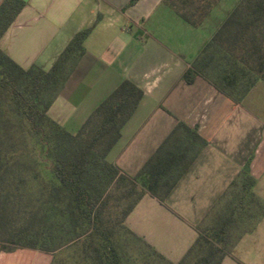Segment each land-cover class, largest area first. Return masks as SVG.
<instances>
[{
	"label": "trees",
	"instance_id": "1",
	"mask_svg": "<svg viewBox=\"0 0 264 264\" xmlns=\"http://www.w3.org/2000/svg\"><path fill=\"white\" fill-rule=\"evenodd\" d=\"M220 1L163 3L200 28ZM25 6L24 0L0 4V41ZM95 25L76 33L48 71L23 68L0 47V251L37 250L52 256L50 264H222L264 218L251 161L195 227V243L173 263L125 222L147 193L164 204L207 141L180 122L136 176L121 173L108 155L144 97L131 80L121 82L76 133L49 116ZM197 76L236 104L264 83V0H240L232 8L184 80L191 84ZM180 134L186 145L168 147Z\"/></svg>",
	"mask_w": 264,
	"mask_h": 264
},
{
	"label": "crops",
	"instance_id": "2",
	"mask_svg": "<svg viewBox=\"0 0 264 264\" xmlns=\"http://www.w3.org/2000/svg\"><path fill=\"white\" fill-rule=\"evenodd\" d=\"M24 1L25 8L1 39L0 47L25 69L37 65L50 70L73 36L96 23L85 40L84 57L48 111L53 120L66 128L74 124L75 133L124 80H131L143 90V99L108 155L121 173L136 176L180 122L207 141L164 204L147 193L125 222L169 261L180 262L199 236L195 227L244 167L257 138L251 125L257 128L258 123L243 111L242 102L234 103L200 76L191 84L184 80L208 40L191 42L187 37L181 44L176 36H156L155 12L164 6L163 14L174 13L163 0H135L132 6H128L132 0ZM239 1L219 2V16L213 11L203 24L218 19L211 36ZM170 18L189 36L197 30L177 15ZM96 89L98 97L86 102ZM186 143L187 138L180 134L168 147ZM263 154L264 139L251 167L257 179L255 192L264 199L257 176L259 169H264ZM263 225L264 218L222 264H250L242 258L245 244L254 242ZM259 257L264 259V255Z\"/></svg>",
	"mask_w": 264,
	"mask_h": 264
},
{
	"label": "rangeland",
	"instance_id": "3",
	"mask_svg": "<svg viewBox=\"0 0 264 264\" xmlns=\"http://www.w3.org/2000/svg\"><path fill=\"white\" fill-rule=\"evenodd\" d=\"M232 5H222L220 7H227ZM163 8L161 7L159 11H156L153 18L155 26H153V31L156 36H159L161 38L162 34H168L172 37H177L176 39H179L181 41V44L183 43L185 39H190L191 42L196 40V42H203L204 40H209L211 38V32L214 30L216 23L218 22V19H215L216 17L210 19L203 28H197V30H194V35L190 34V36L187 34L188 32L185 30V28L181 27L180 25L176 24L171 20L170 17H176V15L169 14H163ZM220 9V10H219ZM216 12L215 16H219V13L221 12V8L214 9ZM214 12V13H215ZM168 13V12H167ZM173 15V16H171ZM175 15V16H174ZM163 21L162 24H159V21ZM158 21V22H157ZM157 24V25H156ZM191 46L190 48H193V43H189ZM196 44V43H195ZM166 67H164L162 70H165ZM97 89L91 93V95L88 97L86 102H89L91 100H94V97L97 96ZM241 108L243 111L250 116L251 120H255V122L258 123L257 128H253L251 125V131L255 132L257 135V138L255 139L254 143L255 146L253 150L250 152V155L248 159L245 161V164L248 161H251V167L255 158V152L258 148V145L263 141L264 139V83L259 82L250 92L249 94L243 99ZM74 124H71L67 129L69 131H73L75 129ZM253 128V129H252ZM78 131V130H77ZM76 131V132H77ZM75 132V133H76ZM264 155V154H263ZM262 163H264V158L262 160ZM263 166V165H262ZM258 178L260 179V188L261 191L264 194V169H259ZM254 242L246 243L244 248V254H243V260L249 262L250 264H264V259L260 258V255H264V225L259 230L258 234H256L254 238ZM52 261V258L50 255L45 254L43 252L32 250V249H21L13 253H4L0 252V264H50Z\"/></svg>",
	"mask_w": 264,
	"mask_h": 264
}]
</instances>
